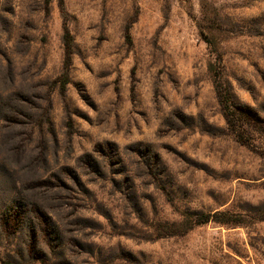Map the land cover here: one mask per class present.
Segmentation results:
<instances>
[{"label":"rangeland","instance_id":"rangeland-1","mask_svg":"<svg viewBox=\"0 0 264 264\" xmlns=\"http://www.w3.org/2000/svg\"><path fill=\"white\" fill-rule=\"evenodd\" d=\"M64 22L74 54L65 95L49 92L46 162L12 172L0 149V213L24 196L70 222L54 243L69 264H264V0H0V99L19 89L42 104ZM215 54L249 116L246 145L216 100ZM166 226L178 234L159 237ZM28 240L0 235V256L37 264Z\"/></svg>","mask_w":264,"mask_h":264},{"label":"trees","instance_id":"trees-1","mask_svg":"<svg viewBox=\"0 0 264 264\" xmlns=\"http://www.w3.org/2000/svg\"><path fill=\"white\" fill-rule=\"evenodd\" d=\"M45 3L48 4L49 0H45ZM62 29L63 62L61 71L53 84H51L53 86L46 88L44 91L40 100L42 104H36L31 99H28L27 92L19 89L5 92L6 95L0 99V124L4 125L5 133L6 130L11 133L10 137L6 138L4 136L0 140V149L4 145H8V150H6L8 152L6 153L15 161V166L11 168L12 172H15L14 167L21 163L19 162L20 160L24 161L25 168L37 164L43 165L46 162L43 157L45 151L42 146V138L47 134L51 135L53 133L49 119V92L52 89H57L61 96L65 95L66 87L69 84V72L74 54L73 38L66 22L63 23ZM215 56L214 62L208 64L207 71L210 75L216 100L228 130L239 142L246 145V142L241 139L239 127L241 124L251 126L249 116L246 111L234 104L229 87L224 80L221 58L218 54H215ZM54 86L56 88H52ZM0 168H8L9 170V165L2 160ZM40 187L49 193L52 190L47 181L42 182ZM53 188H55L54 185ZM44 202L47 203V207H59L56 196L51 195V193L48 198L44 199ZM30 205L28 209L27 198L24 196L17 202L13 200L12 203L7 204L6 208L0 213V235L3 237L14 236L24 229L29 236V240L25 244L28 262L37 264H69L63 255L55 254L54 248L62 246L55 247L54 243L64 240L65 234L70 232L69 226L71 223L62 222L61 220L59 222L54 221L42 210H39L35 203H30ZM27 211L33 214L30 220H27ZM209 219V215L196 214L193 221L195 224H203L208 222ZM164 229L160 230L159 237H169L178 234L175 230L178 229L177 226H166ZM61 245L63 244L61 243ZM43 248L47 249L50 255L43 252ZM55 256L57 258H54ZM0 264L19 263L15 262L8 254H5L0 256Z\"/></svg>","mask_w":264,"mask_h":264}]
</instances>
